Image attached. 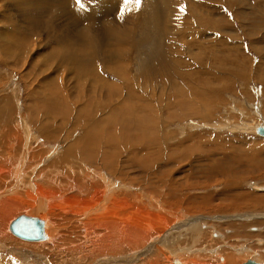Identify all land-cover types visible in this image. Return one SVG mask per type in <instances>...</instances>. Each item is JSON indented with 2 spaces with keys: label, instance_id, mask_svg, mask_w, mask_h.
Wrapping results in <instances>:
<instances>
[{
  "label": "rangeland",
  "instance_id": "obj_1",
  "mask_svg": "<svg viewBox=\"0 0 264 264\" xmlns=\"http://www.w3.org/2000/svg\"><path fill=\"white\" fill-rule=\"evenodd\" d=\"M81 4L83 7L76 0H0V136H7L5 142L13 146L12 135L25 136L24 131L29 130L27 135L32 138L28 139V148L31 146L28 154L33 152L37 156L33 159L26 155L29 165L22 166V172L31 178L48 168L42 176L58 181L57 187L67 184L68 178L76 182L82 163L67 161L64 149L73 145L75 139H82L84 126L110 116L115 124L118 121L121 125L129 123L137 127V122L130 121L142 118L136 112L143 113L146 127L142 140L128 146H122L118 140L121 146L111 144L113 151L106 148L109 150L106 160H116L118 165L110 168L123 172L118 176L120 183L124 184L122 180L128 177L137 189L151 186L150 195L143 192L144 195L153 196V203H160V207L170 206L164 207L166 210L177 206L174 210L178 212H174L176 219L168 229L163 227L154 235L160 240L167 238V246L164 241H153L149 244L154 245L151 251L147 252L148 245H143L130 252H120V256L126 257L131 252L130 256H135L139 254L136 251L144 248L145 255L139 258L143 262L158 250L163 256L158 264H167L165 259L172 257L169 250L174 248L188 249L185 256L195 264H240L252 259L239 258L238 251L247 247L264 264V210L257 203L264 198V192L257 190L264 188V137L254 132L257 127L251 128L259 122L264 125V0H141L139 6L134 0L128 4L124 0H81ZM55 100L58 105H54ZM80 113L90 120L82 121L80 127L76 125L77 129L73 130L77 136L65 120L66 115H71L73 122ZM114 113L122 117L116 120L112 118ZM60 127L64 132L58 134L54 146L52 139ZM38 145L41 147L37 148ZM1 146L0 153H5L6 146L13 150L7 144ZM43 146L48 153L39 155ZM20 147L11 155L13 162L21 158ZM132 149L150 157L152 171L148 165L132 159L135 157L133 152L132 157L129 155ZM33 165H38L33 170H39L37 174L30 170ZM105 165L103 173L108 172ZM57 171L61 173L56 174ZM42 185L47 189L52 184ZM196 204L199 206L194 207ZM67 218L60 222L58 234L63 239L69 237L72 249L83 245L84 240L80 238L79 224L69 226ZM149 219L147 225L153 228L150 222L155 219ZM181 227L186 229L182 234ZM41 242L44 241L34 243ZM168 243L173 246L169 248ZM8 244L5 247H13ZM58 247L60 251L61 246ZM78 248L76 255L72 250L63 254L44 253L49 257L41 258L40 263L111 264L110 260L115 263L121 259L118 255L94 256L86 250L87 255L82 256ZM224 250L232 255L234 252L231 260L224 258ZM27 251L42 255L41 250ZM215 254L222 255L223 261ZM30 256L35 259L34 255ZM8 257L0 252L2 264H19Z\"/></svg>",
  "mask_w": 264,
  "mask_h": 264
},
{
  "label": "bare ground",
  "instance_id": "obj_2",
  "mask_svg": "<svg viewBox=\"0 0 264 264\" xmlns=\"http://www.w3.org/2000/svg\"><path fill=\"white\" fill-rule=\"evenodd\" d=\"M29 12H32V14H33V13H35V10H33V11L32 10H29ZM34 25H36V24H34ZM32 27H33V25H32ZM36 32H38V31H36ZM33 34H34V31H33ZM59 42H60V40H59ZM65 42H66V40H65ZM15 47H18V46H15ZM67 54H70V53H67ZM82 56H80V57H82ZM74 57H76V56H74ZM10 58H12V57H10ZM86 60H87V58H86ZM73 61H75V60H73ZM88 61H90L89 58H88ZM93 66H95V65H93ZM78 68H80V67H78ZM81 71H82V74H84L83 70H81ZM81 71H79V72H81ZM88 71H89L88 73L90 74V70H88ZM95 71L96 70H94V72ZM91 72H93V71H91ZM95 73H97V71ZM84 75H87V74H84ZM85 80H86V78H85ZM136 94H137V92H136ZM56 101L57 100H55V104L54 105H58V103ZM188 104H191V103H188ZM59 109H61V108H59ZM154 109H155V107H154ZM182 110H180V111H182ZM136 114H138L142 118L139 117L138 119L131 120L130 122H137V127L132 126V124H129V123H124V124L121 125V123H119L118 121H116V124H115L114 123L115 121L113 122V120L111 119L110 116H105V118H104L103 121L97 122V123H95L93 125L86 124V125H88V126H86V125L84 126L86 129H84V131H81L82 132V139L81 138L80 139H75L74 140V144L71 145V146H68L70 149L69 148L66 149V150L64 149V155H67L68 156V157L66 156L67 157L66 159H68L67 161L73 162L72 164H74V162H77L78 164H81L82 163V165L80 166V168L78 167L79 168L78 172L82 175V178H81L80 174L78 173L79 174V176H78L79 177V180L77 179L76 182H73L72 183L71 178H68V181L69 182L68 183L66 182L67 184L64 183L63 185L60 184V187H57L58 181L49 180V178H43L42 174H45V170H47L48 168L43 169L42 170V173H41V171L39 172V170H36V172L33 171L34 168L39 165L38 163H37L38 165H33L30 168V170H31L32 173H36L37 174L39 172V174H37L38 176H36V177H33L32 176L31 178H28L27 176H25L27 174H24L23 173L24 170L22 169V166H25L26 164H27V166L29 165L28 163H26V155L28 154V149L31 148L30 145H29L30 147L28 148V145H27L28 142H29L28 139H31L32 138L31 135H27V132L29 130L26 129L27 131H24L25 136L21 135L20 133H19L20 135L18 133H15L14 135H12V137L10 136L11 137L10 139H12L11 141H13L12 142L13 143V146H11L12 144L10 145V142H5L6 139L4 137H7V136H4L3 134H2V136H0V145H3L1 147L6 146V144L9 145V147L11 146V148L13 147V150H11L10 148L9 149H6V147H8V146H6L5 147V153H0L1 154L0 155L1 156L0 157V163H2L1 165H3V167L0 166V252H4L5 254H7L9 256L8 258H13L14 260H16L15 263L19 262V264H37V263H40L41 262L40 261L41 258H45L46 256H48V255L45 256L44 253L50 255V253H53V252H60L61 254H63V253H70V251L72 250V251L75 252V255H76L77 254L76 253V249L79 247L77 252L82 253L81 254L82 256L87 255V253L88 254L94 253V256L95 255L98 256V254L99 255L101 254V255L108 256V257H110L112 255H114V256L115 255H118L117 257H121V259L119 261H115V263L110 260L109 262L111 264H113V263L114 264H158V261H160L159 258H160V256H162V255L159 254L160 252L157 253L158 250L155 251L154 254L152 253L153 255L149 256L143 262L142 261L139 262V258L142 257L143 255H145V252L143 251L144 248H141V249H139V251H136V253H139V254H135V256L134 255L130 256V254L132 252L131 253H128L129 255L127 254L128 256L126 255V257H125V255L124 256H120V252H124V253H125V251H127V252L129 251L130 252V250L133 251V248H140L143 245H146V246L148 245L147 246V250H146L147 252L148 251H151V249L154 248V245H150L149 246V244L152 243L153 241L154 242H156V241H161V242L164 241V243L166 244L167 238H163L162 240H160L159 238L156 239V237L154 235H156L157 233H159L161 229H164L163 227H165V228L168 229L169 228V224H171L172 221L173 220L175 221V219H176V213H174V212H178V211H175L174 210L175 208H177V206L176 207L174 206L175 208L173 210H171V208L169 210H166L164 207H168L169 208L170 206H167L165 204H162L164 207H160L161 206L160 203H158V202L153 203V196L152 197H147L146 196L147 194L144 195L143 192H147L148 193V192L151 191L150 189H148L151 186H148V188H147L148 190L146 189V187H145L146 190L145 189H137V188L133 187L134 186L133 185V182L134 181L131 184L130 183L131 181L129 182V180L127 179L128 177L122 180L124 182V184L123 183H120L119 181H120L121 178L118 179V176L119 175H122L121 173H123V172L120 173L118 171H114L113 170L114 167L113 168H110L113 165L117 164L116 163V160H113V159L111 160L110 158H109V161L106 160V153H107V151H109V150H106V148H110L112 150L113 148H111V144L115 145V143H117L116 145H118V142H117L118 140L121 141V145L122 146L123 145L128 146V145H131L132 143L134 144V143H136V140H138L139 142H140V140H142V138H143L142 136L145 133L144 128L146 127V123H144L145 122V120H144L145 119V114L142 113V115H140L138 112H136ZM167 114H168V112H167ZM120 115H117V114L114 113L112 118L116 119V118L122 117ZM66 117H67V119L65 120V123L72 125V130L73 129L74 130L77 129L76 128V125L78 126L82 121H85L86 122V120H90L89 119L90 117L88 118V117H86L85 114H81V113L74 116V121L73 122H72V119H71L73 116L69 115V117H68V115H66ZM61 118H64V117H61ZM69 118H70V120H69ZM92 118H93V116L91 117V119ZM149 119L150 118H148V121H149ZM178 119H179V117H178ZM92 120H95V119H92ZM150 121H152V120H150ZM22 122H24V121H22ZM109 123H110V127H111L110 130H109ZM24 124H26V123H24ZM97 124H98V126H97ZM151 124H153V123H151ZM155 124H157V123H155ZM258 124H260V122ZM258 124L255 125V126H253V127H251V128H254V127L255 128L256 127H264V125L262 123L260 125H258ZM63 125H64V122H63ZM26 126L24 125V127H26ZM65 126H67V125H65ZM80 126L81 125H79V127ZM62 129H64V128H62ZM20 131H22V129ZM61 132H64V130H61V127H60V130L59 131H56V133H55V136H54L55 139L54 138L52 139V142H53V145L54 146H56V144L58 143L57 142L55 144L56 140L59 137L58 134H60ZM152 132H154V131H152ZM254 132H255V129H254ZM3 133H4V131H3ZM42 133H43V131H42ZM4 134H6V132ZM29 134H30V132H29ZM65 134H66L65 136L67 137L68 136L67 132ZM71 134H73V133H71ZM74 134H77V136H78V133L75 132ZM155 136L156 135H154V137ZM157 136H158V134H157ZM70 137H71V135H70ZM175 137H176V135H175ZM8 138H9V134H8ZM61 138H63V137L61 136ZM67 138H69V136ZM131 138H133V139H131ZM201 138H202V136H201ZM145 140H143V141H145ZM148 141H149V139H148ZM39 143H41L42 145H44L42 143V141L39 142ZM140 144H142V143H140ZM150 144L148 143V145H150ZM180 144H183V143H180ZM47 146H46V149H47ZM63 146H65V145H63ZM19 147H20L19 150H21V154H22L21 156L19 155V158L20 157L21 158L20 159H16L13 162V159L14 158L11 155ZM39 147H41V146L38 145L37 148H39ZM57 147H56V149H57ZM151 147H152V145H151ZM43 148H44V150L42 148H40L42 150H40L39 155L42 154V153H45V152L48 153V150L45 151V147L44 146H43ZM135 148H136V146H135ZM61 149L63 150V148H61ZM128 149H131V148H128ZM182 149L184 150V148H182ZM35 150H36V146H35ZM51 150H52V147H51ZM125 150H127V149H125ZM50 151H49V153H50ZM140 151H142V150H140ZM156 151H157V149H156ZM180 151H181V149L179 150V153H180ZM129 152H130L129 155L130 154L133 155V153L135 154V157H133L132 159H134L135 161L137 160V162H139L141 164L148 165L149 168L148 167L147 168L149 170H151L152 160L150 159V157L148 158V157H146V155L141 156V155L138 154L139 151H134V149H132ZM158 152H160V151H158ZM75 153H76V155H74ZM144 153H146V152H144ZM37 154H38V152H37ZM112 154L110 153V155H112ZM125 154H127V153L125 152ZM142 154H143V152H142ZM151 154H153V153H151ZM172 154H174V153H172ZM30 155L33 157V159H34L35 156H37L33 152H31V154H28L29 157H30ZM110 155H108V156H110ZM119 155H122L123 156V154H119ZM166 155H168V154H166ZM1 158H2V160H1ZM112 158L115 159V157H112ZM160 161H162L161 164H163V160L160 159ZM126 162H127V160H126ZM126 162H122V163H125L126 164ZM128 162H130V161H128ZM157 163H158V161H157ZM105 164H107L108 166L105 165ZM54 165H55V162H54ZM64 165H66V164H64ZM103 165H105V167L107 166V168H106L107 171H108L107 173H105V171L103 173V169H104L103 168ZM128 165H129V163L127 164V166ZM137 165H139V164H137ZM121 166L122 165H120V167ZM71 167H73V166H71ZM132 167H135V166H132ZM139 167H141V166H139ZM143 167L144 166H142V168ZM68 168H69V164H68ZM22 170H23V172H22ZM94 170H95V173L92 172ZM60 171H62V168L60 169ZM64 171H66V170H64ZM76 171L74 170V173ZM129 171H130V169H129ZM160 172H162V171H160ZM211 172H212V170H211ZM46 173H47V171H46ZM57 173H61V172H58L57 171L56 174ZM70 173L72 174L73 171L71 170ZM208 173H210V171H207V174ZM151 174H153V173L151 172ZM66 175H67V173H66ZM125 175H128V174H125ZM158 175H159V173H158ZM22 176H24L23 179H21ZM153 176H154V174H153ZM163 176H161V178ZM131 177H133V175ZM144 177H146V176H144ZM122 178H123V176H122ZM221 178L222 177H220V179ZM216 179H217V177H216ZM130 180H132V178ZM42 181L45 184L47 183V185L48 184H52L51 185V188L49 186V188L47 187V189H45L46 188L45 187L46 185L43 186L42 185V183H43ZM196 184L198 185L199 183L197 182ZM139 185H140V183H139ZM139 185H136V187L137 186L139 187ZM186 185H188V184H186ZM144 186H146V184ZM187 187H189V186H187ZM190 187H191V185H190ZM196 187H194V188H196ZM261 187L260 188H257V190H261V191L264 192V188H261ZM174 188H175V186H174ZM184 188H186V187H184ZM184 188H181V189H184ZM173 190L176 191L175 189H173ZM178 190L179 189H177V191ZM153 191H155V190H153ZM171 194H173V193H171ZM152 195H154V194H152ZM175 197L176 196L174 195V198ZM179 198H180V195H179ZM157 199H158V196H157ZM161 199H163V198H161ZM249 201H251V200H249ZM164 202H166V201H164ZM181 202H183V201H181ZM179 203H180V201H179ZM185 203H187V202H185ZM204 203L207 206L209 205V202H207V201H204ZM257 203H258V206H260L264 210V198L259 199L257 201ZM172 205H174V204H172ZM188 205L192 207V205L190 203H188ZM189 206H186V207L188 208ZM195 206L197 207L199 205L196 204V205H194V207ZM200 206H202V205L200 204ZM182 209H184V208L182 207ZM192 210L189 209L190 212ZM196 210H197V208H196ZM18 212H21L22 214L25 213L24 215H26L27 218L30 217L31 219H34L35 221L38 222V224L41 225V234H42V239L41 240H36V241H33V243H32V242H27V241H18L17 239H14L12 237V235L10 234V232L8 230V226H9V223H10V221H12V218L14 216L21 214V213L18 214ZM56 213L58 215H56ZM179 214H181V213L179 212ZM26 216H24V217H26ZM150 217H151V219H152V217H153V219H155V220H151V222H150V223H152L150 225L151 226L152 225L154 226L153 228L150 227V226L148 227V225H147L149 223V221H150V219H149ZM181 217H183V216H181ZM65 218L68 219L67 222L69 223L68 224L69 226L71 224H73V225L74 224H79V229L78 230L81 232V235H80L81 237L80 238H82L84 240V241L81 240L82 243H83V245L82 244H79V245L74 246L72 249H70L72 247V245H70V242L71 241H69V237L67 239H63V236L60 235V234H58V231L61 229V227H59V224H61L60 223L61 221L64 222L65 221ZM170 218H171V221H169ZM154 221H156V222H154ZM162 221L163 222H166L165 225L162 224L163 223ZM185 230L186 229H183L181 227L179 233L182 234ZM189 230H190V228H189ZM162 231H164V230H162ZM74 237H76V236H74ZM72 240H73V238H72ZM39 241H44V242L34 243V242H39ZM2 242L5 243V244H2ZM6 243H9L8 245H12L13 247H10V248L5 247L6 246ZM61 243H63L64 245H61ZM59 245L61 246V250L60 251H59V247H58ZM166 246H167V244H166ZM170 246H173V245H171V243L170 244L168 243V247L169 248H170ZM30 248L37 250V253H38V250H41L42 251V255L41 254H34L33 252L29 253L27 250L30 249ZM85 250L87 252L86 254L84 253ZM187 250L188 249H185V250H182V249L177 250V249H174V248H172L171 250H169L170 253H171V255H172V257H175V258L172 259V257H168V255H166L168 257V259H165L167 261V264H171L172 260L178 261L177 264H195L193 261H189V258H186L185 255H188L187 254L188 253ZM225 250L223 252L224 253V258H228V259L231 260L233 258L234 252H233V255H232L231 253H228ZM41 251H40V253H41ZM220 252H222V251H220ZM220 252H218V253H220ZM250 252L253 253L247 247L244 248V250H242V251L241 250L238 251L239 258H241V257H245V258L246 257H251L254 260H252V259H247V260L253 261V262L258 263V264H261L260 262H258L259 261V257L258 256H254L255 254L254 255H251ZM30 255H34L33 258H35V259H31V256ZM36 255H38V257ZM75 255H74V257H76ZM256 255H258V254H256ZM215 256H216V258L220 257L219 259L221 261H223V258L221 257L222 255L219 256V254H215ZM215 256H214V258H215ZM114 258H116V257H114ZM14 260H13V262H14ZM230 260H228V261H230ZM247 260H245V261H247ZM244 262H242V263H244ZM0 263L2 264L3 263V260H1ZM242 263H240V264H242ZM10 264H12V262ZM40 264H45V262L42 261V263H40Z\"/></svg>",
  "mask_w": 264,
  "mask_h": 264
},
{
  "label": "water",
  "instance_id": "obj_3",
  "mask_svg": "<svg viewBox=\"0 0 264 264\" xmlns=\"http://www.w3.org/2000/svg\"><path fill=\"white\" fill-rule=\"evenodd\" d=\"M255 132L258 136L264 137V127H257ZM8 230L14 236L25 241H36L42 239L41 225L31 218L24 217L23 215L17 216L13 219L8 226ZM242 264H258L253 261H245Z\"/></svg>",
  "mask_w": 264,
  "mask_h": 264
},
{
  "label": "snow or ice",
  "instance_id": "obj_4",
  "mask_svg": "<svg viewBox=\"0 0 264 264\" xmlns=\"http://www.w3.org/2000/svg\"><path fill=\"white\" fill-rule=\"evenodd\" d=\"M76 2H77V4H80L81 7H83V4H81V0H76ZM132 2H133V0H124L125 4L132 3ZM134 2L137 6H139V4L141 3V0H134Z\"/></svg>",
  "mask_w": 264,
  "mask_h": 264
}]
</instances>
